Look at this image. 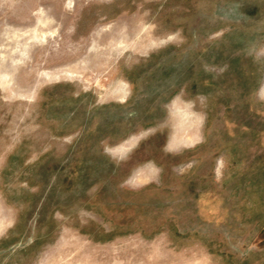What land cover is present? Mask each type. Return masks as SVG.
Returning <instances> with one entry per match:
<instances>
[{
    "label": "rangeland",
    "instance_id": "rangeland-1",
    "mask_svg": "<svg viewBox=\"0 0 264 264\" xmlns=\"http://www.w3.org/2000/svg\"><path fill=\"white\" fill-rule=\"evenodd\" d=\"M0 264H264V0H0Z\"/></svg>",
    "mask_w": 264,
    "mask_h": 264
},
{
    "label": "bare ground",
    "instance_id": "bare-ground-1",
    "mask_svg": "<svg viewBox=\"0 0 264 264\" xmlns=\"http://www.w3.org/2000/svg\"><path fill=\"white\" fill-rule=\"evenodd\" d=\"M181 126L187 129L185 142L189 144L194 143L198 137L197 130L200 126V117L189 110L181 112Z\"/></svg>",
    "mask_w": 264,
    "mask_h": 264
}]
</instances>
